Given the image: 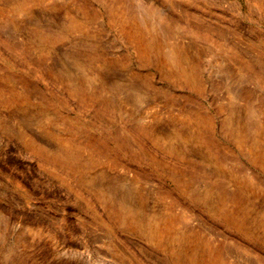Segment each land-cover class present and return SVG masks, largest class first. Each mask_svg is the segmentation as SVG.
Segmentation results:
<instances>
[{
    "label": "rangeland",
    "instance_id": "374dc122",
    "mask_svg": "<svg viewBox=\"0 0 264 264\" xmlns=\"http://www.w3.org/2000/svg\"><path fill=\"white\" fill-rule=\"evenodd\" d=\"M0 264H264V0H0Z\"/></svg>",
    "mask_w": 264,
    "mask_h": 264
}]
</instances>
